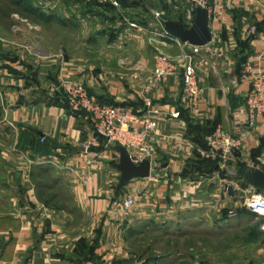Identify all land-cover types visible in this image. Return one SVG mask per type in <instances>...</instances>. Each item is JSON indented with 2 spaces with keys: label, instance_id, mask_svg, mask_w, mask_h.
Wrapping results in <instances>:
<instances>
[{
  "label": "crops",
  "instance_id": "0c3cea01",
  "mask_svg": "<svg viewBox=\"0 0 264 264\" xmlns=\"http://www.w3.org/2000/svg\"><path fill=\"white\" fill-rule=\"evenodd\" d=\"M124 1L40 0L39 19L58 24V35L44 30L37 40L27 32L24 41L8 37L0 46V155L16 184L11 208L0 212V264H125L146 254L149 233L162 257L192 231L202 240L216 232L211 240L220 248L207 254L210 264H264V230L244 206L253 189L240 175L242 167L264 171V121L249 127L246 103L264 69V0L214 1L215 36L192 54L201 87L193 108L182 101L190 47L160 35L159 16L182 20L184 1ZM161 52L179 55L178 69L144 92ZM63 78L104 103L158 109L148 177L117 192L118 154L113 146L83 152L87 124L63 102ZM217 127L246 132L224 161L199 151ZM44 155L71 170L43 162ZM127 198L134 202L124 209Z\"/></svg>",
  "mask_w": 264,
  "mask_h": 264
},
{
  "label": "built area",
  "instance_id": "2783aa9c",
  "mask_svg": "<svg viewBox=\"0 0 264 264\" xmlns=\"http://www.w3.org/2000/svg\"><path fill=\"white\" fill-rule=\"evenodd\" d=\"M99 4H109L118 6V0H95ZM185 10L182 23L191 25L197 7L206 8L208 14L214 10L216 0H183ZM131 26H135L130 22ZM161 36H169L165 32ZM211 40L215 36L210 32ZM171 37V36H170ZM177 39V38H175ZM178 40V39H177ZM189 53H185L182 73V101L193 108L201 98V87L198 76L192 61V54H199L203 46L189 45ZM177 58L165 52L158 54L154 60L152 68V83L143 87L144 92H151L154 86L160 83L167 75H172L178 69ZM59 91L63 95V102L68 109L75 113H80L87 124L89 136L81 141L80 147L83 152L93 148L121 145L130 159L138 163L145 158L151 162L152 148L149 142V133L157 127L158 109L147 107L144 111H136L131 106L123 104H108L101 102L94 95L86 90L85 86L70 78H63L58 85ZM248 110V126L251 127L257 119L264 121V69L259 68L251 80V90L246 99ZM1 104V98H0ZM148 105L149 103L146 102ZM178 112L172 113L177 116ZM246 132H241L235 136L220 127L215 128L205 140V147L201 148L200 154L210 159L227 160L231 154L241 147ZM45 136L40 137V142H44ZM43 162L63 169L71 170L67 163L58 164L57 158L47 155L40 156ZM75 176L78 173L72 171ZM134 202L133 198H127L122 202V207L128 208ZM244 206L259 220L261 229L264 230V192L252 190L246 197Z\"/></svg>",
  "mask_w": 264,
  "mask_h": 264
},
{
  "label": "rangeland",
  "instance_id": "374dc122",
  "mask_svg": "<svg viewBox=\"0 0 264 264\" xmlns=\"http://www.w3.org/2000/svg\"><path fill=\"white\" fill-rule=\"evenodd\" d=\"M39 1L40 0H0V46L11 43L7 39L8 37H16L19 41H24L27 32V37H32V39L34 38L37 40L40 39V33L44 30L45 35H58V24L53 22L48 25L47 22L43 21L44 19H39ZM17 24L22 25V28L16 31L14 27ZM28 24L30 26H28ZM60 36L64 37L63 31ZM4 37H6V40ZM12 174L13 173L9 171V168L0 155V212H3V210L7 211L11 208L10 199L16 186L14 182L15 178L11 176ZM10 177H12V180H10ZM257 221L259 222V220ZM193 232L194 231H192L190 236L184 241L180 240L178 237L179 240H177V244L169 249L173 253L162 257H157V255H155V253H158V249H155L157 247L153 241L152 233H149L150 236L146 240L148 243L143 244V247L149 248V253L147 251L145 252L146 254H142L125 264H210L211 258H209L207 254L214 249L220 248V245H218L215 240H211V238L216 236V232L209 231L208 235L210 234L211 238L208 240H202L203 238L200 236L199 232ZM231 237L232 236H226L228 239H232ZM208 242L212 245H209ZM163 253L164 252L161 254Z\"/></svg>",
  "mask_w": 264,
  "mask_h": 264
},
{
  "label": "water",
  "instance_id": "95a60500",
  "mask_svg": "<svg viewBox=\"0 0 264 264\" xmlns=\"http://www.w3.org/2000/svg\"><path fill=\"white\" fill-rule=\"evenodd\" d=\"M162 31L177 38L183 43L195 46H205L210 40L209 14L206 8L197 7L191 25L186 26L182 22L170 19L167 15L161 14ZM114 151L118 154L116 168L119 175L116 183V190L122 188L132 178H146L150 175L151 162L145 158L138 163L131 161L126 149L121 145H114ZM244 182L253 190L264 191V171L256 167H248L242 177ZM226 192L233 194L232 185L226 186Z\"/></svg>",
  "mask_w": 264,
  "mask_h": 264
},
{
  "label": "trees",
  "instance_id": "16d2710c",
  "mask_svg": "<svg viewBox=\"0 0 264 264\" xmlns=\"http://www.w3.org/2000/svg\"><path fill=\"white\" fill-rule=\"evenodd\" d=\"M121 3H125V1L124 0H119ZM106 5H108V4H106ZM176 21H178V22H182V20L181 19H177ZM259 26V25H258ZM258 29H261V27L259 26L258 27ZM62 97H63V95H62ZM121 104H123V105H127V106H129V104H127V103H121ZM204 147H205V145H204ZM96 149H101V147H98V148H96ZM247 168L246 167H242L241 169H240V175H241V177H242V175H243V173H244V171L246 170ZM121 189H119V190H117V192L118 191H120Z\"/></svg>",
  "mask_w": 264,
  "mask_h": 264
}]
</instances>
